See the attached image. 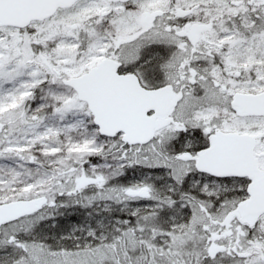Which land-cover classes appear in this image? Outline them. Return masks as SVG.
<instances>
[{
    "label": "snow or ice",
    "instance_id": "6c2138e0",
    "mask_svg": "<svg viewBox=\"0 0 264 264\" xmlns=\"http://www.w3.org/2000/svg\"><path fill=\"white\" fill-rule=\"evenodd\" d=\"M0 264H264V0H0Z\"/></svg>",
    "mask_w": 264,
    "mask_h": 264
}]
</instances>
